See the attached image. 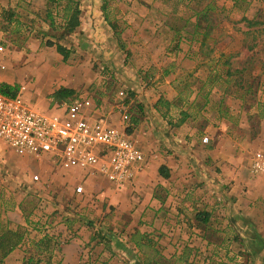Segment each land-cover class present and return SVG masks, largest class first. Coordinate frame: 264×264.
<instances>
[{"label":"rangeland","instance_id":"obj_1","mask_svg":"<svg viewBox=\"0 0 264 264\" xmlns=\"http://www.w3.org/2000/svg\"><path fill=\"white\" fill-rule=\"evenodd\" d=\"M62 7L0 0V84L42 111L77 100L143 160L116 186L0 141V231L23 234L1 264H143L154 251L162 264H264V170L251 171L264 161V24L247 21L264 0H78L69 33ZM43 235L50 256L36 253Z\"/></svg>","mask_w":264,"mask_h":264},{"label":"built area","instance_id":"obj_2","mask_svg":"<svg viewBox=\"0 0 264 264\" xmlns=\"http://www.w3.org/2000/svg\"><path fill=\"white\" fill-rule=\"evenodd\" d=\"M0 141L15 153L99 174L116 186L129 181L143 160L124 127L117 128L102 117L90 119L77 100L42 111L28 106L19 92L15 97L0 93ZM261 170L262 158L251 166L252 172Z\"/></svg>","mask_w":264,"mask_h":264},{"label":"trees","instance_id":"obj_3","mask_svg":"<svg viewBox=\"0 0 264 264\" xmlns=\"http://www.w3.org/2000/svg\"><path fill=\"white\" fill-rule=\"evenodd\" d=\"M55 2L57 5L63 4L62 9L60 10L62 12L61 15V20H62V25L61 28L65 30L66 32H71L73 31L79 24V8H78V0H52ZM205 12V9H201L200 11H197V15H203ZM12 18L11 13H7V20L10 21ZM107 22L111 25V27L114 29V25L105 17ZM248 25H256V24H264V15L261 21H256V20H247ZM197 32V24H195V30L194 33ZM198 33V32H197ZM209 31L205 30L202 35V39L200 40V44H204V39L205 37L208 36ZM118 35V33H116ZM200 34V33H199ZM57 51L63 55L64 58H66L69 54V51L65 49L61 45H57ZM0 93L8 96V97H15V95L18 93V87L17 86H12L6 83H1L0 84ZM73 91L71 89H60L58 90L55 95L56 98H63L71 95ZM180 94H182L180 92ZM190 95V91L187 90L185 91L184 97H182L184 101L187 100V98ZM160 112V110H157ZM161 115L164 117V114L161 113ZM264 116V115H263ZM159 174L167 178L168 177V171L166 167L160 166L159 167ZM196 218L201 221L205 222L208 218V215L205 213H197ZM23 238V234L20 230L18 229H10L6 228L2 231H0V264L2 263V260L10 253L12 252L15 248L19 246ZM131 241L134 242L135 246L138 249H142L144 247H149V239L145 236V234L136 232L132 237ZM52 239L48 235H43L40 237L36 242H35V250L37 254H48L49 256L52 253ZM187 248L183 249L181 254L178 256V260L183 259L184 257L187 256ZM155 256H158V252L154 251L153 256H147L145 260L143 261V264H162ZM27 264H33V259L30 256L27 259Z\"/></svg>","mask_w":264,"mask_h":264},{"label":"crops","instance_id":"obj_4","mask_svg":"<svg viewBox=\"0 0 264 264\" xmlns=\"http://www.w3.org/2000/svg\"><path fill=\"white\" fill-rule=\"evenodd\" d=\"M167 167H169L168 165H166ZM143 167H146V166H143Z\"/></svg>","mask_w":264,"mask_h":264}]
</instances>
